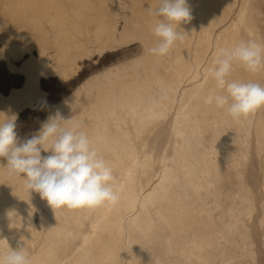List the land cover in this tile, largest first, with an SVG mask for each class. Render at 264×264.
Instances as JSON below:
<instances>
[{"label": "bare ground", "instance_id": "6f19581e", "mask_svg": "<svg viewBox=\"0 0 264 264\" xmlns=\"http://www.w3.org/2000/svg\"><path fill=\"white\" fill-rule=\"evenodd\" d=\"M188 4L183 39L160 57L148 51L159 0H0V120L15 116L23 141L59 111L120 192L114 206L53 210L0 158V255L23 246L29 264H264V108L233 120L204 104L218 50L264 44V0ZM229 80L264 85V68L234 65Z\"/></svg>", "mask_w": 264, "mask_h": 264}, {"label": "clouds", "instance_id": "9594fccd", "mask_svg": "<svg viewBox=\"0 0 264 264\" xmlns=\"http://www.w3.org/2000/svg\"><path fill=\"white\" fill-rule=\"evenodd\" d=\"M153 14L158 18L156 43L148 51L163 57L183 39L180 25L192 19L191 9L188 0H159ZM234 65L249 73L264 68V44L247 39L220 48L207 69L216 91L204 98V104L224 108L227 116L240 120L264 108V85L230 81ZM66 121L57 111L35 134L21 141L16 117L0 120V158L6 160L8 174L23 177L26 190L38 193L53 210L116 205L120 192L111 165L91 146L86 132L64 127L62 122ZM0 264H29L28 254L23 246L11 248L0 255Z\"/></svg>", "mask_w": 264, "mask_h": 264}, {"label": "rangeland", "instance_id": "374dc122", "mask_svg": "<svg viewBox=\"0 0 264 264\" xmlns=\"http://www.w3.org/2000/svg\"><path fill=\"white\" fill-rule=\"evenodd\" d=\"M134 49V46L133 45H129V46H127V47H125L124 48V50L125 51H127V52H130L131 50H133ZM117 52H121V50H118V51H116V52H114V53H117ZM110 55H112V53H108V54H105V56H104V58L105 57H107V56H110ZM103 57V56H102ZM98 62H92V65H96ZM86 66H83V68H85ZM26 132L28 131V127H24L23 128Z\"/></svg>", "mask_w": 264, "mask_h": 264}]
</instances>
